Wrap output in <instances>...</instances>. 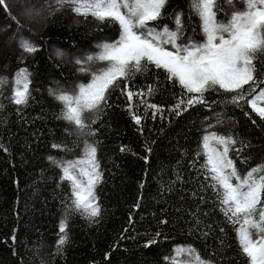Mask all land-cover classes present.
Here are the masks:
<instances>
[{
    "label": "snow or ice",
    "instance_id": "6c2138e0",
    "mask_svg": "<svg viewBox=\"0 0 264 264\" xmlns=\"http://www.w3.org/2000/svg\"><path fill=\"white\" fill-rule=\"evenodd\" d=\"M170 2L56 0L55 7L23 11V24L16 15L8 16L17 25L16 46L10 50L13 55L19 52L18 63H27V56L41 48L23 34L25 24L46 22L58 12L66 11L73 18H86L90 14L97 28L100 24L111 26L116 33L115 38L90 37L96 41L95 51L87 50L92 47L87 41L78 42L79 46L74 44L72 53L56 50L60 62L53 71L59 72L60 79L51 80L46 91L60 106L52 114L57 121L64 122L59 137L49 129L45 138L36 127L38 121L48 122V113L31 115L26 111L30 103H35L29 87L33 74L27 67H20L12 75L10 90L7 94L0 92V96L14 106L17 122L24 130L20 159L27 164L26 153L41 157L33 143L45 151L50 148L66 155L79 153L72 159L42 155L58 172L46 177L47 169L40 168L33 187L35 193L41 183L47 180L55 183L54 198L59 200L62 211L54 252L63 255L70 242L72 218L78 215L88 227L99 228L107 211L96 192L97 186L104 182V169L98 156L102 141L97 139L102 118L120 109L127 114L134 130L144 137V128H152L146 125L148 119L171 125L177 117L196 111L197 118L191 127L198 133L197 146L188 151L180 149L182 158L191 155L188 170L195 174L183 179L182 173L176 171L181 164L177 161L172 166L175 179L167 184L158 181V199L165 207L159 216L153 213L156 230L138 232L133 211H129L127 224L117 242L103 253V260L111 264L113 250H128L120 241L131 240L142 249L171 241V230L164 229L179 225L185 239L193 242L172 243L169 250L172 259L176 261L177 255L183 257L176 264H245V260L247 264H264V143L260 146L261 163L249 166L256 158V145L236 131V117L228 114L229 110L234 113L239 109L252 126L264 132V0H244L243 9L225 12L222 20L217 19L220 12L217 0H189L187 19L182 2L169 10ZM0 9L6 15L11 12L8 0H0ZM193 16L198 23L193 22ZM28 32L31 33V28ZM81 76L87 77L86 83L81 81ZM137 76L144 82L137 85L134 80ZM8 83L7 77H0V84ZM158 94H168L172 102L153 103ZM113 95L117 101L111 99ZM120 97L124 98L123 104L118 102ZM4 107L0 103V109ZM201 109L211 115H203ZM248 109L259 117V123ZM3 123L7 124L6 118ZM222 126H226L225 131L216 130ZM107 127L111 129V124ZM159 131L163 132L164 128ZM8 138L14 139L10 131ZM154 143L144 137L141 147L145 155L140 159L146 165ZM0 149L10 153L6 143L0 142ZM119 151L125 153L130 148L121 144ZM201 155L203 163H200ZM236 160L248 166L247 171L242 172ZM147 174L145 168L144 177L138 181L141 189L146 185ZM64 182L69 191L61 198L57 190H62ZM12 183L17 181L13 179ZM177 192L174 201L166 199ZM142 200V194L137 195L132 210L139 209ZM233 232L236 250L230 255ZM7 239L11 241L8 250L14 264H26L29 249H18L16 228ZM197 243L203 246V251L195 246ZM89 264L98 262L90 260ZM156 264H169V255H164L162 261L157 259Z\"/></svg>",
    "mask_w": 264,
    "mask_h": 264
},
{
    "label": "trees",
    "instance_id": "16d2710c",
    "mask_svg": "<svg viewBox=\"0 0 264 264\" xmlns=\"http://www.w3.org/2000/svg\"><path fill=\"white\" fill-rule=\"evenodd\" d=\"M33 1L31 6L34 9L56 6V0H8V4L13 6L11 12L6 15L5 11L0 9V77H7L8 84H0V92L7 94L11 87V77L20 67H27L29 72L33 74L30 81L31 94L35 97V103H30L26 111L31 115L46 112L49 114L48 122L44 123L38 121L36 127L40 128L48 137V130L52 129V135L60 136L64 122L57 121L52 115L59 111V105L54 102L46 91L51 80L60 79L58 71H53L55 64L60 62L52 55L51 48L59 49L65 53H72L74 51L73 45L79 46L78 42L87 41L92 47L88 51H95V39L98 35H112L115 38L116 33L111 26L100 24L97 28V23L89 14L85 17L73 18V16L66 12H58L54 17H50L46 22H32L25 24L23 34L32 40L34 43L41 45L34 54L27 56V63L21 61L17 62V56L13 55L12 51L6 48V37H13V45L16 46L14 33L17 31L16 23L12 22L8 16L16 15L20 22L25 23L24 16L19 15L22 12L24 3ZM44 2V4H43ZM183 4L184 16H188L189 0H171L169 10L172 5L178 3ZM220 12L217 19L225 18V12L231 10L243 9L244 0H217ZM15 9L18 12H15ZM193 22L198 23V19L193 16ZM7 27L3 29L4 24ZM31 28V33L28 29ZM191 31V28H189ZM56 52V51H55ZM57 57V56H56ZM58 58V57H57ZM51 73V75H48ZM137 85L143 83L139 76L134 78ZM82 82H87V77L81 76ZM64 81L61 80V83ZM39 89L40 91H36ZM215 98V94H212ZM113 101H117V96L111 97ZM167 101L171 103L168 94H158L152 99L153 103ZM119 103L123 104L124 98H119ZM0 103L5 107L0 109V142L8 144L10 153H5L0 149V264H14L10 258L9 247L11 241L7 238L11 236L12 229H17V246L23 251L24 247L29 249L26 254V264H89L90 260L97 261L98 264H105L103 260V253L109 251L111 244L116 243L119 234L123 231L127 224V217L129 211H133L135 217V228L138 232L155 231L156 221L153 219V213L157 216L160 214L161 208L165 205L158 197L160 189L158 181L165 184L169 180H174L172 175L173 165L177 161H181L177 172L182 173V178L187 180L190 175H194L188 170V159L191 155L182 158L180 149L188 151L196 148L198 133L196 128L191 127V122L196 120L197 112L190 111L188 115L177 117L171 125L167 121H160L157 119L153 122L148 119L146 125H151L144 128V137L149 140H154L152 145L153 151L150 154L149 163L146 165L141 156L145 152L141 145L144 142V137L137 133L132 122L129 120L127 114L120 109L112 112L110 115L102 118V125L100 135L97 139L102 143L99 147L98 156L101 166L104 169V182L97 186L96 192L100 202L107 210L100 224L99 228L96 226L88 227L86 222H83L77 215L71 220L70 227V242L66 246V251L63 255L54 252L55 239L57 238V222L60 217L62 209L59 207V200L54 198L53 190L55 183L53 180H47L46 183H41L39 189L34 193V182L39 175V169H47L46 177H52L57 169L51 168L47 161L42 159V155L51 154L53 156L62 157L64 159H72L73 155H78V151L72 154L60 153L58 150L37 147L33 143V148L41 154V157L34 158L31 153H26L24 160L20 159V153L23 151L22 141L24 130L20 128L15 114V108L0 96ZM219 111V109H216ZM203 115H211L210 112L203 109L200 110ZM253 119L259 123V117L255 113H251ZM229 115L236 117V131L245 134L246 138L250 139L256 145L255 159L251 161V165L261 163L260 146L264 143V132L255 126L251 125V121L243 116V113L236 109L233 113L228 111ZM7 119V124L3 123ZM111 124V129L107 127ZM164 128L163 132L159 129ZM217 131H225L226 126L218 127ZM9 131L14 134V139L9 141ZM27 131L30 133L32 128L29 127ZM124 144L129 146L130 151L121 153L119 145ZM137 153L138 155H133ZM12 161L10 163L9 161ZM200 163H203V156L201 155ZM237 167L243 172L247 171L248 166L240 165L236 160ZM119 165V168H117ZM148 169L146 177V185L141 189L138 186V181L144 177V170ZM163 169V172L161 171ZM155 177V178H154ZM13 179L17 183H12ZM176 187L179 188L177 182ZM60 191L61 198L64 192L69 191L67 182L62 184ZM143 196L141 207L137 210H132L131 206L136 202L137 195ZM169 195L166 199L169 202L175 200L176 195ZM46 201V202H45ZM146 213V214H145ZM239 226V225H237ZM171 230V241L161 242L157 245L151 246L149 249H142L137 247L131 240L120 243L124 244V249L113 250L111 252V264H156L157 259H161L164 255H169V264H176V261L182 259V255L176 256V261L172 259V254L169 251L172 243H186L193 242L191 239L186 240L185 235L181 234L180 226H169L164 231ZM233 236V255L236 250ZM255 238V235H253ZM196 247L203 251L201 244H196ZM245 264H247L245 260Z\"/></svg>",
    "mask_w": 264,
    "mask_h": 264
},
{
    "label": "rangeland",
    "instance_id": "374dc122",
    "mask_svg": "<svg viewBox=\"0 0 264 264\" xmlns=\"http://www.w3.org/2000/svg\"><path fill=\"white\" fill-rule=\"evenodd\" d=\"M33 4H34L33 1L25 2V3H24V7H22V8H23V9H22V12L25 11V10H32V11H36V10H38V9H34V8L31 7ZM43 4H44V2H43ZM44 5H45V7H46V4H44ZM11 8L13 9V6H11ZM11 11H12V10H11ZM15 12H18V10L15 9ZM22 12H21V13H22ZM21 13H20L19 15H21ZM21 16L23 17V15H21ZM6 25H7V23L4 24L3 29L7 27ZM3 31H4V30H3ZM3 31L0 30V34H2ZM5 43H6V48H8V50H10L11 47L14 46V45H13V37H12V38H11V37H10V38H9V37H6V39H5ZM55 49H56V48H51V50H49V52L51 51V52H52L51 54L54 55V58H55L56 60H59L60 58H59V57L57 58L56 55H55V51H56ZM10 51H11V50H10ZM59 61H60V60H59Z\"/></svg>",
    "mask_w": 264,
    "mask_h": 264
}]
</instances>
